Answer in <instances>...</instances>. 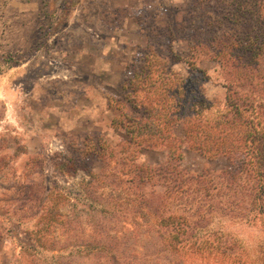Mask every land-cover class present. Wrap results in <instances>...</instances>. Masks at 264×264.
I'll return each mask as SVG.
<instances>
[{"label": "rangeland", "instance_id": "obj_1", "mask_svg": "<svg viewBox=\"0 0 264 264\" xmlns=\"http://www.w3.org/2000/svg\"><path fill=\"white\" fill-rule=\"evenodd\" d=\"M263 3L0 0V264H264L260 201L211 190L235 163L214 151L226 96L260 89L259 73L235 67L260 66ZM176 93L167 105L181 120L143 112ZM132 121L161 126V145L138 144L145 130ZM177 171L194 178L195 255L173 253V232L158 226L187 215L190 197L161 216L150 203Z\"/></svg>", "mask_w": 264, "mask_h": 264}, {"label": "trees", "instance_id": "obj_2", "mask_svg": "<svg viewBox=\"0 0 264 264\" xmlns=\"http://www.w3.org/2000/svg\"><path fill=\"white\" fill-rule=\"evenodd\" d=\"M262 8H264V5L262 6ZM258 55L260 56V66L256 63V66L254 67L249 63L239 62V59H237L238 64L235 67L236 71H241L243 75L250 76L258 73L260 74V89L258 95H256V97H253V100H249L247 98L240 99L235 95L233 96V94L232 97H234L235 99H231L230 96H226L229 113H226L225 116L220 117L214 123V132L216 134V143L214 146L216 149L214 151L218 152L219 154L230 155V152H233L235 163L232 168L230 167V170L232 169V171L228 170L224 172V175H218L216 176L217 179H213L212 182L214 186L211 188V190L214 192L215 196L221 193L226 194V192L230 191L231 189L236 192H249L247 193L249 195L248 197H252L254 203L260 201V215H262L264 214V39L260 40V52ZM241 87L243 88V85H241ZM226 88L228 92H230L231 87L227 86ZM179 95V93H176L175 95L171 94V96L167 98L161 97V102H158V105L151 103L148 105L149 107H146L147 105L143 104V112L147 113V115H151V112L154 111V116L156 117L155 120L158 119L157 117L159 114H163L164 117L157 121L158 124L160 122L165 123L164 121L169 120L166 113L168 111L176 112V114H171L172 117L176 120L178 119V117L183 118L179 113L178 108L175 109L174 106L169 107V104L167 105V101L170 102L172 98H174L175 96L177 98ZM179 105L182 104L179 103ZM183 120L185 121L187 120V118ZM132 123L136 129L142 128V130H145L144 133L138 131L135 134H132V139H137L138 144L145 143V147L151 149H155L156 147L161 145V143L158 144L154 141V139L157 137L161 138V126L157 128L155 126L151 128L147 125L138 127L137 125H139V123L133 121ZM193 126L196 129L194 130L196 134L197 132L205 133L207 136H209V139L214 138V134L211 133L212 127L206 129L205 124H202L200 122L194 123ZM187 127L189 128V126ZM187 127L186 129H188ZM190 131L192 130H187L186 132H188L189 134ZM233 133L236 134L233 135ZM236 140H238V142L246 143L248 147L246 153L250 158L249 162H246L243 159L246 156V153L245 155H243V148L233 142ZM208 147V142L204 141L202 150L206 151ZM144 170L149 172V174L146 173L144 175V181L149 184V181L152 178L150 175L151 171H154L156 173L157 170H154L153 168L148 166ZM184 175L186 174L177 171L173 173L171 175L173 177H170L169 179L163 177V180L165 179L167 181V183H163V198L161 199V196L155 193V196L158 198L151 199L150 203L155 206L157 214L161 216L166 213L171 214L174 212L175 208L180 207V202L181 200H183L184 196L190 197L189 201L186 200V204L188 205L185 206L186 208H188L186 209L187 215H169L166 219H164V221H160L158 226L166 231L168 229H171V232H173V235L170 237L169 241L173 253H175V251L186 252L187 250H191L192 254L195 255L196 253L194 251V247H196L197 244L196 241H193V236H195L194 234L197 231H200V229L202 228L200 226L194 227L195 224L199 225L200 223L196 221V217L194 218L195 215L197 216L199 211V202H191V198L193 196L191 195V187H193L192 184L194 183H192V180H194V178H192L190 175L188 176V174L186 176ZM241 178H243L244 180L242 181ZM197 179H200V177H197ZM209 190L210 189L206 187L205 197L210 196ZM171 194L173 195V197L170 196ZM196 199L200 201V197H196ZM220 204L221 203H219V205ZM252 207L254 208V206ZM117 212L121 213L119 209L113 210L112 216H114ZM222 213L227 214V211H225V209H222ZM252 218H255V216H253ZM179 235H181L182 237L179 238ZM149 252H151L152 254L154 251H152L151 248H146V253ZM190 258L192 259L194 257Z\"/></svg>", "mask_w": 264, "mask_h": 264}]
</instances>
